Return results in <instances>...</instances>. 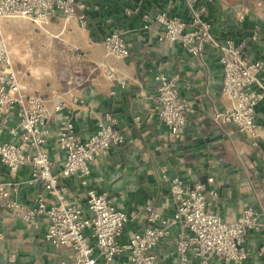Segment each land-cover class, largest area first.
<instances>
[{
  "label": "built area",
  "instance_id": "2783aa9c",
  "mask_svg": "<svg viewBox=\"0 0 264 264\" xmlns=\"http://www.w3.org/2000/svg\"><path fill=\"white\" fill-rule=\"evenodd\" d=\"M185 1L189 21L165 11L144 13L143 28L153 27L160 43L179 44L197 58H202L208 47L218 52L223 73L221 91L232 104L216 111L214 122L234 126L264 159L256 119V106L264 98L260 78L263 63L247 59L242 44L220 40L213 34L201 0ZM139 10L128 9L126 14ZM59 13L66 21L77 20L82 27L88 24L86 5L79 0H0L1 211L28 230L44 228L43 241L54 249L72 251L71 257H60L56 264H115L123 258L125 264H159L156 249L167 239L175 247L178 264H211L215 259L243 264L249 256L245 246L249 233L264 230V207L246 206L238 219L225 221L208 208L209 197L218 195L215 188L207 189L201 182L187 183L180 175H171L166 165L160 172L172 201L170 214L152 202L126 211L92 187V163L126 141L118 116L111 110L104 111L97 116L94 131L81 138L75 122L64 112L71 104L85 106V99L68 91L69 102L53 90L47 100L32 92L14 68L2 28L4 18L27 19L43 27ZM245 13L241 7L239 18L243 19ZM103 45L107 57L126 60L131 55V45L119 30L108 31ZM100 67L111 83L127 86L125 74L106 62ZM179 79V73L163 71L154 77L155 111L174 140L184 138L193 113L190 103L180 95ZM52 119L59 123L57 131L50 128ZM140 122L141 117L136 116L135 123ZM76 180L80 193L70 185ZM208 180L212 183L214 179ZM23 195L33 196L26 200ZM131 223L141 224L122 240ZM5 238L0 227V243ZM18 255L10 250L0 264H17Z\"/></svg>",
  "mask_w": 264,
  "mask_h": 264
},
{
  "label": "crops",
  "instance_id": "0c3cea01",
  "mask_svg": "<svg viewBox=\"0 0 264 264\" xmlns=\"http://www.w3.org/2000/svg\"><path fill=\"white\" fill-rule=\"evenodd\" d=\"M86 5L88 24L66 21L61 13L39 27L27 19L5 21L6 35L23 64L18 68L21 80L38 96L50 100L52 91L70 102V93L85 99V106L70 105L65 115L75 122L77 133L86 139L95 129L96 118L106 110L116 113L126 141L100 156L92 167L90 184L105 193L126 211L141 209L152 202L171 213L172 201L168 185L160 169L169 168L171 175H180L187 183H204L215 188L216 197H209V210L225 221L240 217L246 206L264 207V159L252 147L250 139L234 126L214 122L216 111L232 102L222 94L223 73L218 52L208 47L202 58L186 53L176 43H160L155 30L143 28L144 13L154 15L165 11L171 16L190 20L185 0H79ZM206 6L205 18L212 24L213 34L220 40L232 39L242 44L249 60H260L264 83V0H201ZM139 8L131 15L126 10ZM241 7L246 9L239 18ZM111 30L124 33L131 45V55L122 64L107 62L104 35ZM55 40L62 45L55 44ZM115 58V57H114ZM117 59V58H116ZM61 65L52 67L49 62ZM98 63L93 67L91 64ZM106 62L128 77L127 86L111 83L100 67ZM23 67V68H21ZM96 68L100 70L95 72ZM179 73L180 95L193 108L186 134L174 140L169 129L155 111V81L159 72ZM48 106L52 113L53 103ZM140 116V124L135 117ZM260 127V148L264 152V98L256 106ZM58 121L50 128L57 131ZM214 180L209 182V178ZM71 188L81 192L78 181ZM30 192L32 190L30 189ZM33 195H23L29 200ZM80 196V195H79ZM141 223L128 225L131 229ZM0 227L6 238L0 243V261L5 254L18 252L17 264H56L60 257H71L68 249H54L43 241L44 228L28 230L0 209ZM249 256L243 264H264V230L249 233L246 243ZM159 264H178L175 247L169 239L157 249ZM123 258L115 264H125ZM211 264H226L213 260Z\"/></svg>",
  "mask_w": 264,
  "mask_h": 264
},
{
  "label": "rangeland",
  "instance_id": "374dc122",
  "mask_svg": "<svg viewBox=\"0 0 264 264\" xmlns=\"http://www.w3.org/2000/svg\"><path fill=\"white\" fill-rule=\"evenodd\" d=\"M13 19H16V18H4V19H2V28H3V32H4V35L7 37V35H6V28H5V24H4V22L5 21H11V20H13ZM46 25V24H45ZM45 25H43V27L45 26ZM8 38V37H7ZM8 42V47H9V49H10V47H11V43L9 42V40H7ZM55 44L57 45V44H60V45H62L61 44V42L60 41H57V40H55ZM11 51V58H12V62H13V65H14V68H15V70L17 71L18 70V68L20 67V66H22L23 64L19 61V58H18V55L15 53V51H13V50H10ZM107 62H109V63H112V64H116V65H120V64H122V62H121V60H118V59H116V58H114V57H109L108 59H107ZM49 64L52 66V67H58V66H60L61 65V63L60 62H57V61H53V62H49ZM97 62L96 63H93V64H91V66H93V67H95V66H97ZM21 68H23V67H21ZM100 70H98L97 68H96V70H95V72H99ZM17 73H18V71H17ZM19 75V74H18Z\"/></svg>",
  "mask_w": 264,
  "mask_h": 264
}]
</instances>
